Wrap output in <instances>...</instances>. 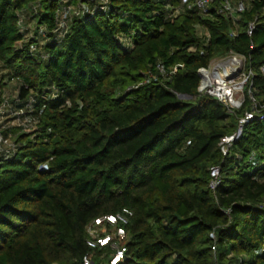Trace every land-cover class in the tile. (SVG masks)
<instances>
[{
    "label": "trees",
    "instance_id": "trees-1",
    "mask_svg": "<svg viewBox=\"0 0 264 264\" xmlns=\"http://www.w3.org/2000/svg\"><path fill=\"white\" fill-rule=\"evenodd\" d=\"M34 1L0 0V94L17 87L13 105L30 102L37 118L33 130L1 131L15 151L0 157V264L105 263L111 242L89 247L87 227L123 210L117 264H264V118L226 155L219 146L250 108L249 88L264 104V0H242L236 18L217 12L221 0L207 14L179 0H112L74 19L62 43L45 42L47 58L18 25ZM39 1L48 33L54 3ZM230 54L254 72L231 111L198 91V69Z\"/></svg>",
    "mask_w": 264,
    "mask_h": 264
},
{
    "label": "built area",
    "instance_id": "built-area-1",
    "mask_svg": "<svg viewBox=\"0 0 264 264\" xmlns=\"http://www.w3.org/2000/svg\"><path fill=\"white\" fill-rule=\"evenodd\" d=\"M49 3H54L53 12V27L48 33H45V27L41 24L38 25V30L33 33H29L27 38L24 40L30 41L32 43L29 46V52L32 54H39L42 58H47L48 53L40 51L38 35L44 36L49 34L48 41L55 42L57 44L62 43L67 33L69 32L70 25L72 21L76 18H81L83 16H93L96 12H108L111 10L112 0H47ZM169 1V0H167ZM214 0H179V6H184L188 9L198 10L201 14H207L208 8ZM92 3V4H91ZM172 13L178 11L177 7L169 6ZM42 4L39 0L34 1L30 6V11L28 14L37 15L41 11ZM245 4L244 1H236V4H232V0H221V3L216 8L217 12L220 14H225L231 18H236L239 13L244 11ZM27 15L21 13L18 19V25L21 32L25 34L27 24ZM255 28V22L250 21L246 27V32L250 36ZM233 33H231L232 35ZM123 39V38H121ZM21 42V41H20ZM45 43V42H44ZM245 58L240 55L230 54L224 59H219L215 63L210 62L208 67H201L198 69L199 75V85L198 91L200 93L209 94L216 97L219 101L227 105L229 111L232 108H239L244 101L243 90L245 84L254 75L252 70H245L244 68ZM182 65L177 64L173 66L168 72L162 65H158V72L162 76H172L175 74L178 68ZM260 72L264 75V65L260 67ZM243 75V79L240 82H234V75ZM150 77L145 79L146 82L149 81ZM15 81L13 78L9 80ZM248 94L251 100L250 108L246 110L243 115L238 118L236 130L230 134L221 137L219 146L223 155H226L234 142L240 137L244 126L251 120L263 119L264 118V104L258 102L253 96L250 88ZM16 96V95H15ZM13 95H10L4 90L0 94V157L4 154L6 157L11 155L15 150L14 145L10 136L4 137L1 134L2 130H8L13 126L25 128L30 131L36 128L37 118H30L28 112L31 111L29 104L26 103L25 106L15 107L12 103V99H15ZM32 99L30 98V101ZM1 160V159H0ZM210 181L209 188L214 190L221 182L220 176V166L213 165L209 168ZM229 212V210L227 211ZM131 212L123 210L121 213L108 214L103 217H99L93 220L88 227L87 231L89 237L87 238V245L91 248L97 246H104L111 242V247L114 249V253L108 258V261L101 264H117L119 260L124 258V253L126 251L123 245V240L125 238L126 232L124 228L120 225L128 221V215ZM103 227H99V225ZM108 227L110 233L107 231ZM113 230V231H112ZM118 240V241H117ZM215 249V247H213ZM82 264H94L90 255H85L82 258Z\"/></svg>",
    "mask_w": 264,
    "mask_h": 264
},
{
    "label": "rangeland",
    "instance_id": "rangeland-1",
    "mask_svg": "<svg viewBox=\"0 0 264 264\" xmlns=\"http://www.w3.org/2000/svg\"><path fill=\"white\" fill-rule=\"evenodd\" d=\"M26 31L28 33H26V38L28 36L29 33H33V32H36L38 30L37 26L39 25L38 24V16L37 15H32V14H28L27 15V18H26ZM41 25V24H40ZM45 32V30H44ZM49 34H45L44 36H42L41 34L37 36L38 40H39V45H40V51H42V53H44V45L45 43L44 42H47V37H48ZM217 60L219 59H213L211 62H216ZM234 82H240L242 79H243V75H241V73H239V75H234ZM16 89L17 87L14 86L11 87V88H8L7 89V92L9 95H16ZM113 231V230H112Z\"/></svg>",
    "mask_w": 264,
    "mask_h": 264
},
{
    "label": "water",
    "instance_id": "water-1",
    "mask_svg": "<svg viewBox=\"0 0 264 264\" xmlns=\"http://www.w3.org/2000/svg\"><path fill=\"white\" fill-rule=\"evenodd\" d=\"M177 95H178L179 98H182V99H187V98H189V95H187V94L178 93Z\"/></svg>",
    "mask_w": 264,
    "mask_h": 264
}]
</instances>
